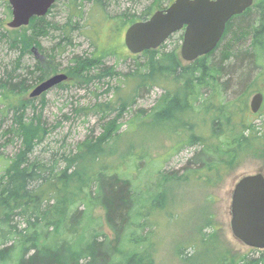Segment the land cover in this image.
I'll use <instances>...</instances> for the list:
<instances>
[{"label": "trees", "instance_id": "16d2710c", "mask_svg": "<svg viewBox=\"0 0 264 264\" xmlns=\"http://www.w3.org/2000/svg\"><path fill=\"white\" fill-rule=\"evenodd\" d=\"M60 1H64L70 12L64 23L47 17ZM173 1L168 0L165 5L163 0H154L140 13L127 10L110 15L105 0H93L102 13L101 18L93 19L85 17L82 0H57L48 14L32 18L29 25L23 27L28 28V33L21 37L12 35L13 29L0 25V42L2 40L18 52L15 60L0 64V96L2 101L11 100L3 109L13 110L12 126L4 134L20 143L19 150L7 160L0 173V264H145L150 248L149 237L143 235L148 214L167 201V194L159 185H150V191L144 187L147 182L145 185L134 183L118 164L112 167L105 162V146H111L114 138L120 135L117 122L130 106L127 109L120 107L116 119L105 121L101 135L79 142L75 152L64 153L61 158L53 155L45 158L37 155L36 150L46 140L49 129L36 111L33 115L28 114L34 99L23 96L45 79L46 60L73 46L75 31L83 32L84 28L98 54L75 55L63 70L69 80L57 88L122 75L115 67L105 65L104 59L118 52L110 47H99V24L106 22L113 33H120ZM7 9V16L11 17L9 2ZM77 18L87 20V25ZM46 37L53 40V46L47 50L43 46ZM183 38V30L169 37L168 40H174L175 44L172 51H164L167 40L157 49L132 53V57L141 55L145 60L139 62L136 58V68L124 73L125 77L136 80L140 89L154 86L166 89L155 111L145 114L147 118L151 116L149 123L154 126L173 117L163 109L166 98L171 102L176 99L173 110L180 115L190 110H198L204 115L216 114L212 123L214 133L210 135L211 139L214 137L213 142L208 136L197 133L196 124L188 117L176 115L178 124L182 123V127L190 131L194 129L189 133L190 141L198 147L182 176L178 172L159 170L163 181L187 180L203 168L206 169L204 174L214 168L227 169L239 161L244 145L249 147L257 137L259 132L255 122L245 118L253 113L249 96L259 90V81L264 82V0H255L245 12L233 16L217 47L186 64L179 56ZM35 49L40 56L35 55ZM27 55L36 56L33 65L23 63ZM169 81L175 85L172 89L164 85ZM222 115L225 116L224 124L218 119ZM237 115L241 119L238 122L235 120ZM146 117L136 112L133 122L147 123ZM63 162L66 166L62 168ZM84 165L87 166L82 168ZM147 172L141 173L145 176ZM95 205H102L106 210L109 225L115 233L113 240L104 232L91 231L87 235L86 229L95 226L92 221L85 229L83 239L72 241L63 236L51 244L42 242L52 233H62L61 229L73 232L74 219L90 217ZM76 241L83 243L79 247ZM252 252H259V256H253ZM223 264H264V249L252 248L234 262Z\"/></svg>", "mask_w": 264, "mask_h": 264}, {"label": "rangeland", "instance_id": "374dc122", "mask_svg": "<svg viewBox=\"0 0 264 264\" xmlns=\"http://www.w3.org/2000/svg\"><path fill=\"white\" fill-rule=\"evenodd\" d=\"M83 12L85 17L98 19L101 12L93 4V0H82ZM7 2L0 0V25L9 28V17ZM154 0H105L106 8L110 15H117L123 11L140 13L145 7L152 4ZM165 5L168 0H163ZM69 10L64 1L57 3L51 14L47 17L51 21L64 23L69 17ZM76 20V18H75ZM77 20L82 21L81 18ZM87 25V20L82 21ZM81 22V25H83ZM100 48H113L118 52L117 55H108L104 61L107 67L113 66L123 74L113 78L95 79L88 84L73 85L67 88H53L43 96L34 99L28 108V114L43 118L47 124L49 134L46 140L37 147V155L50 158L52 155L57 158L66 153L75 152L77 144L87 137L97 138L103 132V124L110 119H116L120 107L129 109L124 112L121 119L117 122L120 135L114 138L111 146L107 148L105 162L109 166L118 164L122 171L126 172L134 183H145L152 191L150 185L163 187L167 194V201L161 207L154 209L153 213L148 214V225L143 231L150 242L148 256L145 264H223L225 261L234 262L242 254L249 253L251 247L235 237L231 228L232 218V197L237 182L246 175L263 173L264 174V101L257 113H250L246 121H254L256 130L259 132L253 142L242 149L240 159L236 164L227 169L210 170L204 174L205 168L197 175L194 174L187 180L163 181V176L158 173H176L182 176L188 166L189 159L194 155L197 145L191 144L189 129L178 124L176 115L195 123V129L210 138L214 130L212 123L216 114L211 112L209 115L190 110L186 114H177L174 106L176 99L172 102L169 98L164 99L163 109L172 117L171 120H164L160 126L150 124V119L145 114L153 113L158 107L159 100L164 98L166 89L163 86L142 88L138 87L136 80L125 77L124 73L133 71L136 68L137 60L143 62L145 58L132 57V53L125 44V32L127 27L120 33H113L106 22L99 24ZM2 27V28H3ZM25 27V26H24ZM84 27V26H83ZM11 29V28H9ZM83 32L75 31L74 44L67 50L55 57L47 59L45 64V79L63 70L71 64V59L75 55H91L95 52V45L89 36ZM12 35L21 37L28 33V28L13 29ZM1 40L0 42V64L9 63L18 55L16 50H12L9 44ZM182 44V42H181ZM43 46L47 50L53 46L50 37L43 39ZM175 48L174 40L166 42L164 51H172ZM181 49V48H180ZM94 54V55H95ZM36 55V54H35ZM37 56V55H36ZM35 56V57H36ZM120 56V57H118ZM179 56L183 63L185 61L180 53ZM27 55L23 59L26 65H33L35 58ZM58 68V70L55 69ZM167 88L175 87L169 81L164 83ZM259 90L253 92L248 100L257 92L264 95V82H258ZM179 96V95H178ZM205 96H207L205 94ZM0 96V173L5 169V163L17 150L20 143L18 140H11L5 131L11 128L13 123V110L9 111L5 103L11 102L10 99L2 101ZM29 98V92L23 96ZM171 103H173L171 105ZM2 109V111H1ZM145 116L147 123L133 122L135 113ZM206 114V113H205ZM38 117V118H39ZM169 117V116H168ZM225 116H218L221 124H224ZM132 120V122H130ZM235 120L240 121L237 115ZM223 121V123H222ZM180 126V127H179ZM184 128V129H183ZM4 131V132H3ZM3 132V133H2ZM196 133V134H197ZM194 135V134H193ZM210 140L213 142L214 137ZM142 156V157H141ZM62 168L66 166L63 162ZM84 165L82 168H85ZM94 168V167H93ZM148 171L145 176L142 171ZM141 171V172H140ZM141 175V176H140ZM210 178V179H209ZM169 182V183H168ZM153 186V187H154ZM147 190V189H145ZM161 200V199H160ZM84 209V206H81ZM82 215V214H81ZM72 222V217L69 218ZM76 220V221H75ZM71 232L62 230V233L50 234L47 239L42 241L44 244H51L63 236L67 239H83L85 229L89 224L95 226L86 229V234L93 232H104L112 240L114 231L109 225L107 212L102 205H95L88 218L83 216L74 219ZM211 225V226H210ZM83 241H76L79 247ZM259 252L252 255L258 257Z\"/></svg>", "mask_w": 264, "mask_h": 264}, {"label": "water", "instance_id": "95a60500", "mask_svg": "<svg viewBox=\"0 0 264 264\" xmlns=\"http://www.w3.org/2000/svg\"><path fill=\"white\" fill-rule=\"evenodd\" d=\"M57 0H9L12 7L10 28L28 25L32 18L45 16ZM254 0H174L168 7L156 10L148 19L132 23L125 32V44L133 54L157 49L177 31L184 29L180 53L192 62L213 51L235 15L242 14ZM36 55L40 56L37 49ZM69 79L65 72L56 73L38 83L29 93L36 98ZM264 101L257 92L250 102L256 113ZM231 228L246 245L264 249V174L242 177L232 197Z\"/></svg>", "mask_w": 264, "mask_h": 264}]
</instances>
